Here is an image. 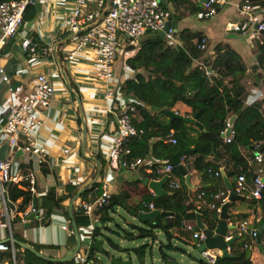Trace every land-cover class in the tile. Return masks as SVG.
Wrapping results in <instances>:
<instances>
[{
	"label": "trees",
	"instance_id": "trees-1",
	"mask_svg": "<svg viewBox=\"0 0 264 264\" xmlns=\"http://www.w3.org/2000/svg\"><path fill=\"white\" fill-rule=\"evenodd\" d=\"M2 1L13 0H0ZM169 1L177 3L176 6H186L191 14L200 12V8L192 0ZM252 3L264 12V0H253ZM162 7L167 8V1ZM35 16L36 11L33 5H27L23 23L31 21ZM180 19L181 17L177 18L176 13L171 15L173 27ZM174 36L179 42L177 45L170 44L165 38H159L137 45L135 48L132 46L128 48L134 49L135 53L125 60V65L135 74L123 82L119 91L123 97L132 100L135 107L131 123L137 134L123 144L121 156L127 160H145L152 156L172 164L178 148L182 151L193 150V154L184 157V168L187 173L200 174L202 187L192 194L185 184L178 189H170L169 180H167L164 189L172 193L171 195L159 199L146 195L138 205L132 208L127 206L129 193L124 190L117 196H111L99 217L101 227H95L91 234L92 242L102 239L101 231L108 230L105 225L113 220L117 208L127 209L129 214L136 218L138 213L146 210L143 204L152 202L155 210L164 212L166 215H160L154 223H145L142 227L132 225V232L122 230L123 233L115 234L129 241L146 238L155 241V231L161 232L167 239V244H161L159 247L163 264L169 258L163 251L164 247L171 251L178 250L172 245L174 230H178L183 238L190 239L191 233L184 231V228L186 225H191L195 231H199L196 226L198 215L201 217L202 224L210 231H214L217 227L219 222L217 209L221 207V201L226 197L220 177L215 176V173L219 172L220 164H227L228 178L237 180L238 176L245 175L250 189L252 174L248 159L242 152L255 150L264 154V148L259 150L253 147V145H264V112L260 105H244L247 93L240 83L245 72V65L241 58L228 46L223 48L217 46L215 57L209 63L204 59L207 48L204 51L197 48V42L206 38L202 33L183 29ZM260 49H264V32ZM196 61L200 64L196 65ZM263 62L264 53L258 61V66L262 67ZM207 71L214 72L223 79L207 77ZM227 78L229 85H224V79ZM71 86L74 88L73 85ZM179 103L190 108L196 124H189L179 115L170 117L166 114L167 112L175 113L174 107ZM232 117H235L231 127L233 134L226 136L223 132ZM169 135L176 139V145L163 144L162 139ZM228 137L231 138L230 143H226ZM153 140L156 142L152 143ZM212 155L214 159H209ZM100 163L103 164L102 161ZM156 167L158 166L153 167L154 170ZM43 170L46 173L45 169ZM174 174L184 179L178 171L175 170ZM146 176L151 180L165 178L164 174L156 172ZM4 186L10 202L15 203L22 199L18 212L24 211L30 205L35 206L36 199L29 192L20 190L13 183H6ZM100 194L101 190L98 189L94 199ZM85 195L83 194L82 197L84 198ZM244 196L242 202L249 212L237 215V220H245L250 213H260L262 215L260 225H264V189L260 199L250 198L248 194ZM62 200V197H56L55 192L51 190L43 199V208L48 211L52 207H59ZM73 220L77 227H87L90 224L89 219L82 213H75ZM236 234L235 229L230 232L231 236ZM106 240L113 250L121 251L110 238L106 237ZM193 246L197 248V244ZM15 248L19 247L15 244ZM130 251L141 259L145 255L146 246ZM95 252L91 246L88 258L97 262L94 257ZM104 253L107 255L106 252ZM229 254L231 255L229 258L218 256L214 264H253L249 251L243 249V240L236 239L230 246ZM47 264L53 263L47 261Z\"/></svg>",
	"mask_w": 264,
	"mask_h": 264
},
{
	"label": "crops",
	"instance_id": "crops-1",
	"mask_svg": "<svg viewBox=\"0 0 264 264\" xmlns=\"http://www.w3.org/2000/svg\"><path fill=\"white\" fill-rule=\"evenodd\" d=\"M193 1L196 5L195 0ZM242 1L228 0L224 7L218 9L214 17L207 19L213 21L205 24L201 23L200 27L190 23L186 15L183 17L179 15L175 8L177 3L168 2L167 0V5L169 6L170 3H173L175 6L172 9V15L176 13L177 18L181 17L176 22V27L172 25L175 34L183 29H189L192 32H200L207 38V53L204 55V59L207 62L211 63L214 59L217 46H220V48L228 46L241 58L242 63L245 65V72L240 83L247 93L244 105H260L264 112V70L258 66V61H260L264 49H260V44L252 39L250 35L252 26L246 22L245 17L240 16L238 13L237 5ZM34 2L39 10L33 3L36 16L31 21L24 22L21 33L29 38L39 40L42 45L52 46L53 53L48 56L40 54L38 62L31 64L27 59V55L19 50V37H17L13 45H8L9 49L6 52H4L5 48L3 49L0 56L3 57L2 62L6 74L15 77L13 79L14 84L23 83L25 86L31 87L38 74H47L51 76L55 86V95L46 114L47 124L41 130L39 138L40 144L47 151L46 173L42 172L43 174L38 177L36 190L39 197H34L36 199L35 207L39 208L42 214L50 218L51 221L50 223L38 222L33 218L27 223H22L20 219L15 218L11 222V233L13 240L29 246L34 251L31 252L16 244L19 247L15 248L19 259H27L30 264H33L28 257L29 254L30 256L32 254L35 255L39 259L40 255H44L48 258L47 261L53 264H61L58 261L67 257L68 253L72 252L76 246L77 238L72 223L75 224L73 215L79 212L75 210V205L81 201H95L97 198L94 199V197L97 190H101L100 180L108 173L109 165L106 163L103 153H106L110 145V137L115 125L113 115L108 112L111 103L104 99L106 88L96 79V69L92 56L90 54L83 55V58L80 57L79 62L73 67H69L64 60L65 48L70 44V36L66 33V18L71 7V0H34ZM262 16L264 17V12H262ZM196 19L198 21L205 20L198 17ZM235 23L243 24L241 32L227 30L229 25ZM174 40L175 43L173 45L179 44L177 37L174 36ZM126 54L128 53L120 55L115 63L116 83L114 85L117 88L122 85L123 66L125 65V59L128 58ZM195 64L198 65L200 62L196 61ZM133 73L129 75L130 78L134 76ZM259 75L262 76L260 77ZM212 76L219 80L223 79L222 76L214 72L207 77ZM224 85H229L228 78L224 79ZM3 98L8 99V95L5 94L4 87L0 84V100ZM174 110L176 115L184 118L189 124H196V119L191 115L190 108L179 103L175 105ZM83 122L86 129L84 144L82 135ZM154 142L156 140L152 141V143ZM63 146L71 149L73 157L65 160L66 156L61 150ZM254 152L255 150L247 153L243 151L242 154L249 160ZM12 159L15 164L18 163L19 159L16 156ZM209 159H214V156H210ZM145 160L150 165L148 169L129 171L116 168L111 169L109 172L111 196H117L122 191L127 190L129 193L127 206L129 208L138 205L146 195H151L155 198V194L144 184V181L157 182L158 180L148 179L146 175L152 174V169L155 165L162 166L168 162L152 156L147 157ZM218 170L219 177L225 188L226 197L224 199L226 200L225 203H227L229 193L231 190L233 191L236 180L226 176L227 164H220ZM188 174L190 175L191 187L185 184L184 179L175 176L174 172L170 176L180 186L185 184L190 192L194 194L197 189L202 187L200 174L196 172ZM228 186H231V189ZM164 188L163 186V190L167 194L159 198L172 194ZM51 190L55 192L56 197H62L63 200L59 207H52L47 211L43 208V199ZM78 193H81L79 197H77ZM83 194H86L84 198L82 197ZM244 198L245 196L241 195V199L230 203L227 222L229 227L228 234L235 229L239 221L236 216L249 212L246 205L242 202ZM21 202L22 199H19L12 208L19 211ZM71 206L72 208H70ZM118 209L120 208H117L116 212ZM122 209L129 213L127 209ZM145 209L143 212H150L148 208ZM102 210L103 207L93 212L92 217L86 216L90 221L89 226H76L81 245H84L83 247L87 245L89 241L88 235L94 230L95 225H101L99 217ZM253 215L250 213L248 217ZM34 222L36 226L32 225ZM13 224L18 226L15 234L13 232ZM64 226L67 229H62ZM172 235V241H179L191 246L197 244V241L192 239L191 236L190 239L183 238L178 230H174ZM8 236L9 230L0 229V242H6ZM240 240L242 241L243 239ZM36 246L43 247L44 252H36ZM248 251L253 264H264V254L259 248L253 247ZM95 253H98V251ZM212 253L218 254L216 251H212ZM8 256L7 253H0L2 261H7Z\"/></svg>",
	"mask_w": 264,
	"mask_h": 264
},
{
	"label": "built area",
	"instance_id": "built-area-1",
	"mask_svg": "<svg viewBox=\"0 0 264 264\" xmlns=\"http://www.w3.org/2000/svg\"><path fill=\"white\" fill-rule=\"evenodd\" d=\"M167 0H165L166 3ZM253 0H243L237 5L240 16L245 17L246 22L252 26L250 33L252 39L258 44H263L264 17L259 6L252 3ZM228 0H195L200 8L197 13L199 19H211L218 9L224 7ZM33 5L32 0H13L0 2V53L19 37L18 48L27 55L31 64L37 63L40 54L48 56L53 53L52 46H45L34 38L22 35L23 15L27 5ZM160 0H71V7L66 18V33L70 36L69 45L65 48L64 60L69 67L75 66L83 55L90 54L96 69V79L106 88L104 99L111 103L109 114L114 117L115 129L110 137L105 156L108 163V173L100 180L101 194L93 202L81 201L75 205V210L87 217H92L93 212L107 205L111 198L109 172L111 169L122 168L129 171L148 169L150 165L146 160H127L121 156V149L125 142L137 134L131 123L135 107L132 100L125 98L120 93V87H115V63L120 55H124L129 46L137 47L138 41L150 34H158L165 28L166 23L171 19L173 3L162 7ZM228 31L241 32L243 24L235 23L227 27ZM175 30L171 27L165 34V39L174 44ZM197 48L201 51L207 48V38L197 42ZM81 57V58H80ZM0 56V84L4 87L8 99L0 100V148L7 143V154L5 159L0 160V229L9 230L6 242H0V253H7L8 260L0 264H28L25 259H19L15 250V243L11 233V222L18 218L22 223L29 222L28 217L33 215L38 222L50 223L51 219L45 217L42 211L33 206H28L24 211L18 212L13 209L15 203L7 198L5 189L6 183H13L20 190L29 192L33 197H39L36 185L38 177L45 169L47 151L40 144L41 130L46 126V114L49 110L55 95V86L51 76L38 74L31 87L23 83H13L15 77L8 76ZM122 84L130 78L133 72L123 66ZM264 70V62L262 64ZM211 72H206L211 76ZM230 126L227 124V129ZM233 132H230L232 136ZM229 135V136H230ZM231 138H226L230 143ZM164 145H176V139L169 135L162 139ZM258 147V145H256ZM65 160L73 157L68 147H61ZM17 157L18 163H14L13 157ZM180 165L184 167V157L180 159ZM264 155L258 151L254 152L248 160V166L252 174V188L249 189L245 175L238 176L233 192L236 195L248 194L250 198L260 199L264 189ZM16 168V169H15ZM152 174H164L169 180V188L178 189L181 186L174 179H169L176 168L173 164L166 162L162 166L152 169ZM219 176V172L215 173ZM159 181V180H158ZM18 201V200H17ZM221 201V205L225 203ZM150 211L155 210L153 203L143 204ZM219 215L220 208L217 209ZM262 215L254 214L236 224L237 234L231 236L227 233L225 241L243 239V249L250 250L253 247L259 248L264 253V225H260ZM62 229H67L66 226ZM185 231L191 233L192 239L197 241L199 247L205 237L203 233L195 231L193 226L186 225ZM261 233L260 242L257 237ZM91 234L85 247L80 246L79 251L73 256L69 264H93L88 258L90 245L92 244ZM229 250V248H228ZM218 250H205L201 255L206 259L207 264H214ZM166 264V263H165Z\"/></svg>",
	"mask_w": 264,
	"mask_h": 264
},
{
	"label": "water",
	"instance_id": "water-1",
	"mask_svg": "<svg viewBox=\"0 0 264 264\" xmlns=\"http://www.w3.org/2000/svg\"><path fill=\"white\" fill-rule=\"evenodd\" d=\"M161 3L164 5L165 4V0H160ZM202 2H206V0H201ZM32 2L34 3L35 7L38 9L37 5L35 4L34 0H32ZM172 27V20L170 19L166 25L165 28L162 32L158 33V34H150V35H146L145 37L141 38L138 41V45H141L147 41H153V40H157L159 38H165V34L168 32V30ZM13 43V41H10L9 45H11ZM9 49V46H6L4 49V52H6ZM264 53V50H263ZM78 103L80 104L79 100ZM168 116L170 117H178L175 113L172 112H167L166 113ZM235 117L230 118L228 125L230 126L225 135L229 136L230 132L232 131L231 127H232V123L234 121ZM85 134H86V129H85V123H82V135H83V144H84V138H85ZM84 147V145H83ZM254 148H258L259 150H262L264 148V145L261 146H256L253 145ZM194 151H182L181 148L177 149L176 154L174 155L173 159H172V164L175 166L176 171H178L180 173V175L184 178L185 180V184L188 187L190 186V175L187 173V171L185 170V168L180 165V159L182 157H186L189 156L191 154H193ZM7 154V143H4L1 148H0V160L5 159V156ZM167 181V178L165 177L164 179L160 180V181H149V180H145L144 184L155 194V199H158L160 196L166 195L167 193L163 190V186L165 184V182ZM229 187V186H228ZM231 187V186H230ZM229 187V188H230ZM231 189V188H230ZM81 193L77 194V197L80 196ZM241 199V196L236 195L232 190L229 193V197L227 199V203H225L221 209H220V213H219V222L217 227L215 228L214 231H210L209 229H207L201 222V217L200 215L197 216V220H196V226L197 228L203 233L205 240L203 241V243L197 247L198 252H203L205 250H218L220 251V257L221 258H229L231 257L228 251V248L234 243L235 239H231L228 241H225V237L227 236V233L229 231V227H228V219H229V214H228V208L230 206V203H233L237 200ZM72 208V206L70 207ZM160 215H166V213L164 212H160L158 210H153L150 212H140L138 213L136 219L142 223H154L155 219L160 216ZM33 215H30L28 217L29 220H33ZM73 229L75 231L76 234V246L74 247V249L72 250V252H69L67 257L59 260L58 262L63 264V263H68L69 261L72 260L73 256L78 252L80 245H81V241H80V237L77 231V227L74 223H72ZM96 227H100L101 225H95ZM260 236L261 233L258 235L257 237V243L260 242ZM103 240L99 239L96 241L92 242V247L98 251L99 254H103L104 253V249H103ZM15 244H18L22 247H24L25 249L30 250L31 252H34L29 246L25 245V244H21L19 242H16L14 240ZM25 261L30 264L29 260L25 259ZM109 261L111 264H131L129 261H122L119 258H115V257H110ZM166 264H182L180 262H178L177 260L173 259V258H168Z\"/></svg>",
	"mask_w": 264,
	"mask_h": 264
},
{
	"label": "rangeland",
	"instance_id": "rangeland-1",
	"mask_svg": "<svg viewBox=\"0 0 264 264\" xmlns=\"http://www.w3.org/2000/svg\"><path fill=\"white\" fill-rule=\"evenodd\" d=\"M192 2H194L192 0ZM177 12L181 17L186 15V18L189 19L190 23H194L198 25V27L202 24L208 23L209 21L213 20H203L198 21L196 18V13L191 14L188 9H186V6L178 5L176 7ZM177 13V14H178ZM175 21V18L173 19V22ZM177 26V23H175V27ZM132 46V45H131ZM135 48L134 46H132ZM129 48V47H128ZM126 49L125 52L128 53L126 56L132 57L135 53V50H129ZM29 60V58H27ZM126 60V59H125ZM135 74V73H133ZM33 226H36V223L34 222L32 224ZM132 225L135 226H143L142 223H140L138 220L135 219V217H132L128 212H126L124 209L120 208L116 212L115 215H113V220L105 225V227L108 228L102 229L101 233L103 236L101 237L104 241L103 249L105 253L99 254L96 253L94 257L96 258L97 262H94L93 264H111L109 261V258L115 257L119 258L122 261H129L131 264H163L161 260V252H160V245H166L167 239L165 238L164 234H162L159 231H155L156 240L153 241L151 238L146 239H135L132 241H129L128 239H124L122 237H117L116 232L123 233L122 230H125L127 232H132ZM14 234L16 233L17 227L16 225H12ZM106 237L110 238L112 242L115 245H118L121 251H115L111 248L109 243L106 240ZM17 238V237H16ZM146 246V252L145 255L139 259L133 252H131V249L139 248L141 246ZM172 245L175 246L178 250H169L166 247L163 248V251L167 256L177 260L178 262L182 264H207L206 259H204L200 252H198L197 248L194 246L179 242V241H172ZM36 252L41 251L44 252L43 247H35ZM129 251V253H128ZM264 254V253H263ZM40 259L36 258L35 255L30 254L28 257L31 259L33 264H47V257L44 255H40ZM92 264V263H91Z\"/></svg>",
	"mask_w": 264,
	"mask_h": 264
}]
</instances>
